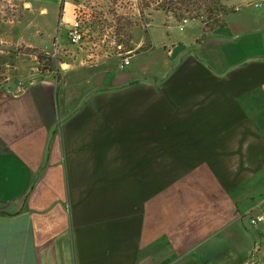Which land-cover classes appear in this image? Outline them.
Segmentation results:
<instances>
[{"label": "crops", "instance_id": "1", "mask_svg": "<svg viewBox=\"0 0 264 264\" xmlns=\"http://www.w3.org/2000/svg\"><path fill=\"white\" fill-rule=\"evenodd\" d=\"M147 10L125 69L63 53L78 91L63 106L58 75L23 53L0 77V264H247L264 243V220L250 229L264 216V12L205 33ZM127 152L157 154L139 166Z\"/></svg>", "mask_w": 264, "mask_h": 264}, {"label": "rangeland", "instance_id": "2", "mask_svg": "<svg viewBox=\"0 0 264 264\" xmlns=\"http://www.w3.org/2000/svg\"><path fill=\"white\" fill-rule=\"evenodd\" d=\"M45 1L50 4L54 3L50 7V13L46 15L38 12V6L41 2L45 4ZM25 2H30L31 7L25 5ZM74 2L77 6V9H75L76 20L81 22V30L84 34L83 41L87 42L85 51L80 50V44L70 43L68 37L67 44L63 40L66 35L65 30L68 29V26H72L74 19L69 9L66 10L65 16H61L64 15L61 0H0V34H5L7 41L10 42L6 43L0 39L1 79L15 77V67L19 64L17 59L18 52L23 53L22 55L25 56L22 58L25 59L26 66L34 67L37 70H41L48 65L45 60L39 63L35 53L44 52L49 54L55 59L54 70L49 73L53 75L59 73V101L61 106H63L65 102L72 101V97L64 101V92L66 90L69 89L68 95H71V92L73 95L74 91L78 92L70 87L69 82L68 84L61 82L64 77L62 72H65L69 67V58L65 57L66 55L64 56L63 53L70 51V60L74 58L76 64L82 58L92 62L115 56L119 57V53L130 52L131 55L133 52L138 51L134 46L143 34V24L148 14L147 6L156 8L154 0H74ZM224 6H226L228 11L224 15V20L227 22V19L233 17L237 11L228 4ZM241 9H243L241 11L242 15L245 13L259 15L264 12V6L261 8L248 6ZM188 16L190 17L191 15H185V17ZM59 22L60 24H58ZM186 32L178 31V34H185ZM61 36L63 38L60 40ZM54 40H56L58 45H53ZM26 43L36 46L29 47ZM45 49L50 53H47ZM128 49L132 50L128 51ZM10 65L14 68H10ZM94 70L95 68L87 69L86 72L78 73L73 78L85 79V75L91 74ZM87 85L88 83H83L82 89ZM78 105L81 106L80 103L76 106ZM71 109L73 111V108ZM127 153L134 155L135 164L139 166L154 161L156 158L154 155L157 154V152H151L153 156H148L145 152ZM163 153L165 155V164L172 168L173 152L165 151ZM182 153L181 173H185L189 169V165L185 160V152ZM175 170L177 172L180 168L176 166ZM105 185L121 186L124 184H103V186ZM169 185L172 184H165V186ZM238 212L239 206H236L235 213L238 214ZM252 216L249 215L248 218ZM250 226L251 229L254 225L250 224ZM251 248V251L247 254V264H264V243L261 246L253 245Z\"/></svg>", "mask_w": 264, "mask_h": 264}, {"label": "trees", "instance_id": "3", "mask_svg": "<svg viewBox=\"0 0 264 264\" xmlns=\"http://www.w3.org/2000/svg\"><path fill=\"white\" fill-rule=\"evenodd\" d=\"M156 10L164 16V21L169 22L172 18L175 22H180L185 15L190 14L189 19L200 20L203 24L204 32H211L226 25L224 15L227 8L219 0H154ZM170 17V18H169ZM39 63L45 60L46 67L42 72H52L54 70L55 59L44 52L35 53ZM59 76V73H56Z\"/></svg>", "mask_w": 264, "mask_h": 264}, {"label": "built area", "instance_id": "4", "mask_svg": "<svg viewBox=\"0 0 264 264\" xmlns=\"http://www.w3.org/2000/svg\"><path fill=\"white\" fill-rule=\"evenodd\" d=\"M223 5L233 6L235 11H240L242 7L249 6L254 8H261L264 6V0H219ZM189 22L188 17H184L181 19L179 23V29L183 30L185 25ZM66 35L72 44H79L83 41L84 34L81 30V22L79 20H75L72 26L66 31ZM119 58L121 59L119 64V69H125L127 66L131 64V55L130 52L127 53H119ZM264 220V216H257L256 218L251 219V223L253 225L258 224Z\"/></svg>", "mask_w": 264, "mask_h": 264}]
</instances>
